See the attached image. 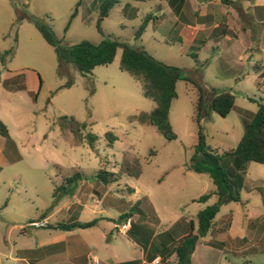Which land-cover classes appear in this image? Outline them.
<instances>
[{
  "label": "rangeland",
  "instance_id": "rangeland-1",
  "mask_svg": "<svg viewBox=\"0 0 264 264\" xmlns=\"http://www.w3.org/2000/svg\"><path fill=\"white\" fill-rule=\"evenodd\" d=\"M104 1L0 0V122L8 134L0 133L5 142L2 154L8 160H0L2 264H13L20 249L51 233L49 228L31 226L30 220L40 219L42 213L48 223L68 220L65 206L71 199L56 200L52 192L74 173L81 178L76 198L87 199L75 216L82 221L98 218L104 226L107 221L100 216L117 219L122 211L131 214L140 209L150 222L144 225L143 237H135L142 244L156 225L158 230L183 231L190 230L192 220L196 232V213L217 199L212 179L186 168L197 142V89L192 83L176 82L168 113L176 138L166 139L151 124L133 118L150 112L154 102L143 95L138 80L119 68L120 50L112 62L81 74L59 61L56 47L46 42L32 19L51 28L61 46L82 40L98 43L104 36H114L197 75L209 89L230 92L232 109L225 116L209 110L201 122L206 143L217 153L236 146L245 121L258 103H264V78L250 67L253 55L240 58L209 47L188 49L180 41L179 22L170 14L159 17L156 0H117L98 28ZM126 1L134 7L122 11ZM147 14L150 19L135 38ZM222 62L228 64V71ZM64 115L87 123L83 134L95 135L93 146L85 139L76 141L64 127L60 118ZM107 132L116 137L114 141L109 142ZM136 168L140 172L135 176ZM99 170L113 176L104 183L96 177ZM239 193L240 200L222 204L212 221L214 248L197 245L200 264L264 262V164L246 163ZM203 194H209L207 200L197 201Z\"/></svg>",
  "mask_w": 264,
  "mask_h": 264
},
{
  "label": "trees",
  "instance_id": "trees-1",
  "mask_svg": "<svg viewBox=\"0 0 264 264\" xmlns=\"http://www.w3.org/2000/svg\"><path fill=\"white\" fill-rule=\"evenodd\" d=\"M115 2L117 0H105L101 3L97 19L98 28L100 21L107 16L109 9ZM149 19L150 14L144 16L142 23L135 31V38L141 36ZM32 22L46 42L56 47L59 61L73 65L74 68L84 75L91 73L92 69L97 65L112 62L117 50H120L119 68L138 80L141 83L143 95L154 102L150 112H141L139 115L133 116V118H137L140 122L151 124L166 139L176 138V134L172 130L168 119L171 102L176 97V82L182 79L196 87L197 98L194 104V121L197 124V142L193 147V153L186 164V168L195 173L207 174L215 185L214 193L217 199L213 204L196 213V232H194V223L190 220V230L173 246V252L176 255L174 264H191V254L195 244L210 229L220 206L228 201L240 200L239 192L244 182L246 163L254 161L264 164V103H258L256 111L250 116V119L245 121L243 133L236 146L222 153H217L206 143L201 122L209 110L225 116L232 109L234 96L230 92H216L214 89H209L199 80L197 75L193 76L181 67L164 63L143 48H134L128 42L119 40L114 36H104L98 43L82 40L72 45L61 46L58 44L51 28L35 18L32 19ZM194 57L198 60L196 54H194ZM253 70L258 71L259 68L254 65ZM60 118L66 124L64 127H68L73 132L76 141L82 142L85 139L90 146H93L96 140L95 135L88 131L83 134L87 123L79 122L73 117L66 115ZM0 133L4 136L8 135L7 129L1 122ZM105 135L109 142L114 141L116 138L110 132ZM139 172L140 168H136L133 175L136 176ZM111 175L105 170H99L96 173V177L104 183L110 180ZM79 180H81L79 173L65 177L61 184L55 185L52 192L54 199L57 200L62 196H71ZM208 197L209 194H203L196 200L206 201ZM127 216L128 213L125 212L118 217V220H127ZM41 217H44V213L41 214ZM31 221H34V219L29 222ZM94 222L95 219L87 222L78 220L58 221L46 223L43 227L70 230L90 227ZM131 227L132 224L130 223L129 228ZM243 264H264V262H244Z\"/></svg>",
  "mask_w": 264,
  "mask_h": 264
},
{
  "label": "crops",
  "instance_id": "crops-1",
  "mask_svg": "<svg viewBox=\"0 0 264 264\" xmlns=\"http://www.w3.org/2000/svg\"><path fill=\"white\" fill-rule=\"evenodd\" d=\"M156 2L155 11L159 12V17L170 14L171 20L179 22L183 36L180 39L182 45L188 46V49L209 47L221 53L225 51L234 53L240 58L245 53L253 55L254 60L250 67L253 70V66H257L259 70L253 72L264 78V0H156ZM123 5L122 11L127 7L131 9L134 7L128 1L123 2ZM222 64L228 71V64L225 62ZM1 141L0 160L8 163L2 154L5 147L4 137L0 139ZM81 192L85 197L86 193ZM66 197L71 199L65 206L68 215L66 221L73 219L87 222L95 219L94 224L70 230L49 228L51 233L42 235L20 249L19 254L13 258V264H174L176 255L173 246L189 231L188 229L182 231V228L175 230L173 227L158 230L156 225L150 233V239L142 244L135 237L138 239L143 237L144 225L150 223L145 220L142 210L138 209L128 214L127 220H118L113 216L106 219L100 216L107 221L106 225L100 226L98 218L82 221L75 216L77 210L84 207L86 198L84 200L76 198L75 191ZM96 212L101 213V210ZM124 213L122 211L118 216ZM46 219L44 216L34 220L48 223ZM125 221H129L132 227L122 228ZM157 221L160 222L159 217ZM215 237V230L210 227L206 235L197 240L191 254V264H200L195 255L197 245L202 242L206 249H212L215 245L212 239ZM155 260H158V263H155Z\"/></svg>",
  "mask_w": 264,
  "mask_h": 264
},
{
  "label": "built area",
  "instance_id": "built-area-1",
  "mask_svg": "<svg viewBox=\"0 0 264 264\" xmlns=\"http://www.w3.org/2000/svg\"><path fill=\"white\" fill-rule=\"evenodd\" d=\"M31 226L33 227H43L45 226V222L42 221V220H34V221H31L29 222ZM129 227V221H126L123 225H122V228H128ZM92 261L94 263H96V260L94 258H92ZM155 263H158V260H155L154 261Z\"/></svg>",
  "mask_w": 264,
  "mask_h": 264
}]
</instances>
